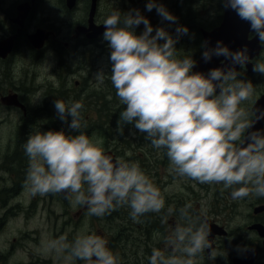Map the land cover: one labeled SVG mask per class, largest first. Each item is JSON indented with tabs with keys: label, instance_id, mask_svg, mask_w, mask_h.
Masks as SVG:
<instances>
[{
	"label": "clouds",
	"instance_id": "1",
	"mask_svg": "<svg viewBox=\"0 0 264 264\" xmlns=\"http://www.w3.org/2000/svg\"><path fill=\"white\" fill-rule=\"evenodd\" d=\"M223 2L250 23L264 44V0ZM153 8L163 20L175 23L176 17L162 4L148 0L146 10ZM103 24V39L111 49L110 80L125 106L117 132L122 134L126 124L134 125L155 149L166 150L169 171L179 177L221 184L232 190L233 200L264 197V132H248L254 120L241 107L255 89L251 81L238 79L234 67L249 61L246 49L231 52L218 41L215 48L203 52L204 60L223 56L233 67L227 71L214 68L205 76L192 72L196 62L191 56H177L176 40L164 28L155 29L153 35V26L138 9L125 14L113 11ZM140 24L144 31L136 35L133 29ZM187 31L177 28L178 33ZM253 71L264 74V62L255 63ZM104 77L102 70L96 73L98 85ZM54 107L59 119L76 134L48 130L28 136L23 146L29 158L25 188L32 196L65 193L71 203L86 207L88 215L96 217L127 206L134 222L164 209L160 189L138 164L114 161L81 131V102L66 105L57 99ZM191 209L190 203L167 209L168 215H178L180 223L164 239L167 251L152 249L149 264H195L211 247L210 226ZM42 248L45 253L66 255L68 260L85 264H118L107 241L95 234L77 235L71 241L60 236L44 242Z\"/></svg>",
	"mask_w": 264,
	"mask_h": 264
},
{
	"label": "flooded vegetation",
	"instance_id": "2",
	"mask_svg": "<svg viewBox=\"0 0 264 264\" xmlns=\"http://www.w3.org/2000/svg\"><path fill=\"white\" fill-rule=\"evenodd\" d=\"M114 1L133 3L135 4L134 10L144 8L146 13L139 11L153 26V35L155 34V29L161 27L175 40L184 38V35H189L190 33H197L200 35L201 44L195 47V50H200V52L202 49L200 29L210 30L217 26L222 19L223 0H221L219 13H217V23H213L209 28L198 26L197 31L183 18L184 12L179 11L176 6H171L175 10V13L171 14L176 17L175 23H172L163 20L156 10L147 11L148 0H0V107L5 112L12 110L20 115L19 121L14 123V128H5L4 132H7V138H0V173L5 174L8 180V184L4 185L0 176V207L2 208L0 215V261L4 262V259L8 258L13 250L14 242L18 239V237L13 235H1L3 233L1 229L10 228L8 224L16 210L13 209V205H8V201L20 191L18 180L22 179L23 175L26 177L25 170L28 168L29 158L26 156L23 147L28 138V129L25 126L29 125L32 129L39 127L46 129V131L63 130L68 135H75L76 133H72L67 124L63 123L57 116L54 101L59 99L64 101L66 105L79 101L83 104L81 116L83 117L82 124L84 127L81 131L89 139L94 134L97 141H105L104 145L109 146L106 138L110 134H100L98 128H104L106 125L117 126L120 112L124 110L125 106L121 104L111 83V72L107 73L108 77L105 74L103 84L96 86L97 81L94 73L97 71V66L93 51L96 48L100 49L102 46H108L107 41L104 40L102 43L99 41L103 40V33L106 30L103 22L112 13ZM173 2L175 3L176 1ZM158 4H162L160 0H158ZM184 8L186 9V6ZM89 26H92L93 29ZM97 26L100 27L99 31L95 29ZM180 26L187 28L186 34L177 32V28ZM143 29L144 25L142 24L134 28L133 31L136 35H140L144 31ZM173 29L175 30L172 31ZM36 31L41 33L39 44L36 41H34V44L29 39L30 34ZM253 34L254 32H249L248 37ZM190 39L191 35L188 36L189 41ZM163 42L160 41V43ZM263 50L264 44H261L259 53L251 59L253 66L259 62ZM190 56L193 57V55ZM19 62L20 65L18 66ZM240 68L241 66L238 70ZM43 72L51 76L47 79L45 78L43 82L38 81ZM253 72L252 70L250 74ZM74 76L80 77L78 80H74L72 84ZM18 83L21 85H17ZM263 93V91H259L252 100L249 108L250 119L255 116L251 107ZM87 109H89L90 113L86 111ZM68 119L70 123L71 117ZM5 120L6 115L0 118V123L1 121L5 122ZM128 128L133 130V134L124 139L127 146L129 145L128 141L139 134L134 125L128 124ZM261 129L264 132V124ZM141 134H139L140 137L142 136ZM108 148L106 147L105 149ZM109 152L114 160L123 159L127 161L128 159L121 158V156L113 154L111 151ZM160 156L163 160H166V163L169 162L165 149H160ZM146 158V156H139V159L145 160ZM22 167L25 169L22 170ZM260 201L262 203L256 202L251 207V214L246 213L245 227L261 238L260 244L261 247H264L263 238L252 227L256 223L264 227V215L261 216L264 214V208L256 212L253 211L257 206H264V200ZM30 207L31 204L28 208ZM172 207L174 209L180 208V206ZM118 209L130 212L127 206ZM84 212H87V208L81 206L78 207L75 214ZM166 212L167 209L164 208L160 213H147L141 219L146 224L149 223L150 217L157 219L162 217L164 220ZM127 217L130 219H127L126 224L137 228V230L134 229V232L141 234L137 235V239L141 240V236L146 237L140 224L134 222L130 214H127ZM200 220L212 227V248L210 247V251L206 249L203 253L204 264H239L242 259V253L248 250H253L252 252H254V257L250 259L249 264H257V246H254L256 249L248 246L242 250H235L236 244H233L230 248H223L219 240L224 238L228 231L217 221L209 220L205 216H201ZM106 224L107 228L113 229L111 221H106ZM220 228L225 233L220 234L222 233ZM154 231L155 233L160 232L155 227ZM120 233L119 229L117 234L120 236ZM111 235L112 233L109 235L110 241L113 238ZM2 241L8 245L1 249ZM248 242L252 243L251 241ZM110 250L112 251V247H110ZM141 251L142 256H137L139 259L149 258L152 248L149 250L142 246ZM113 253L115 254V252ZM122 254L125 256L123 257L124 261L135 255L134 252H123ZM121 262L122 260L118 259V264ZM82 264L85 263L83 262Z\"/></svg>",
	"mask_w": 264,
	"mask_h": 264
},
{
	"label": "rangeland",
	"instance_id": "3",
	"mask_svg": "<svg viewBox=\"0 0 264 264\" xmlns=\"http://www.w3.org/2000/svg\"><path fill=\"white\" fill-rule=\"evenodd\" d=\"M173 1L176 2L174 3ZM160 2L170 13H175V10L171 8L172 5L176 6L181 12H184V6L193 9L196 19L203 24H216L218 21L216 19L221 0H160ZM156 3L158 4V0H156ZM134 6L135 4L128 1L125 3L114 1L112 9L113 11L125 14L134 10ZM139 10L146 13L144 8H140ZM152 11H155V8ZM211 25L201 27L209 28ZM103 41L104 39L99 42L102 43ZM198 44L197 37L191 36L190 41H186V45L177 51V54L182 55L180 58H183L186 54L190 56L189 52L195 49ZM110 52L111 49L108 46H102V48H96L93 51L97 66L96 73L102 70L106 74V77H108L107 73L111 72ZM259 62H264V50ZM17 65L19 66L20 62ZM237 72L239 73L238 79L251 81L255 89L251 100L244 101L241 104V107L250 112L249 108L256 94L259 91L264 92V74L257 72L248 74L242 67ZM50 76V74L43 72L38 81L43 82L45 78L47 79ZM79 77L74 76L71 83L73 84V81L78 80ZM17 85L21 84L18 83ZM96 86H98L97 82ZM86 111L90 113L89 109ZM4 115H6V120L0 123V138L6 139L7 132H4L5 128H14V123L15 121H19L20 115L18 112L12 110L5 112L0 107V118ZM25 127L28 129V136L36 132H46V129L39 127L35 129H32L29 125ZM100 134L107 135L108 133L100 132ZM132 134L133 130L128 128V124H126L124 125L122 134L116 130L115 134L106 138L109 146L104 145L105 141H97L94 134L90 139H93L91 141L98 144L104 152L107 150L111 151L113 154L121 156V158H128L126 162L138 164L155 186L160 189L161 195L165 200V209L172 206H180L181 208L185 204L190 203L192 205L191 212L199 219H201V216H205L209 220L217 221L228 231V234L219 240L223 248H230L233 244H236L235 250H242L248 246H252L253 248L257 246V249L255 248L258 255L256 262L257 264L264 263V247H261V238L257 237L255 232L249 231L245 227L247 220L246 213L251 214V207L256 202L262 203L260 200H264V197L250 196L240 200H233L231 197L232 190L224 189L221 184H200L190 178L179 177L174 172L169 171L170 163H166V160L162 159L160 149H155L144 138L145 134H141L142 136L140 137L139 132L137 137L128 141L129 145L127 146L124 139ZM106 147L109 148L105 149ZM139 156H146L147 158L145 160L139 159ZM24 169L22 167V170ZM25 171L27 172V170ZM0 176L2 177V183L7 185V176L2 172ZM25 178L23 175V178L18 180L20 191L8 201V205H13V209L16 210V213L12 215L9 221L8 227L10 228L6 230L1 229V232H3L1 235H13L18 237V239L13 244L11 254L8 258L4 259V262L0 261V264H82L84 261L68 260L66 255L45 253L42 248L43 243L48 240L65 236L71 241L74 239V236L81 234H95L104 238L107 241V247L109 249L112 247V251L115 252L118 259L122 260L120 264H149L148 258H138L142 256L141 247L143 246L149 250L151 248H158L167 251L164 239L174 229L175 225L180 223L178 215L173 214L171 217L167 212V223L164 222L162 217L158 219L150 217L148 224L144 223L140 218V222L138 223L146 237L141 236V240H138L137 235L141 234L134 232V229L137 230V228L126 224L127 219H130L127 217V214L130 212L117 209L104 217L90 216L88 212L75 214L78 207L81 206L71 203L67 198H62L60 193L32 196L25 188ZM30 204L31 207L28 208ZM1 213L2 208L0 207V215ZM106 221H111L113 229L106 227ZM154 227L160 232L155 233ZM119 229L121 231L120 236L117 234ZM111 233V237L113 236V238L110 241L109 235ZM7 245V243L2 241L1 249ZM123 252H134L135 255L124 261L123 257L125 256L122 254ZM204 260L205 258L202 254L196 258L195 264H204Z\"/></svg>",
	"mask_w": 264,
	"mask_h": 264
},
{
	"label": "water",
	"instance_id": "4",
	"mask_svg": "<svg viewBox=\"0 0 264 264\" xmlns=\"http://www.w3.org/2000/svg\"><path fill=\"white\" fill-rule=\"evenodd\" d=\"M141 25L142 24H140L139 26ZM89 27L92 28V26ZM95 29L99 31L100 27L97 26L95 27ZM174 30L175 29H173L172 31ZM249 32H253L250 27V23L241 20L234 10L230 8H225L223 2L222 19L220 23L210 30H205L202 28L200 29V33L202 37V49H201V53L194 60L196 63L194 68L192 69V72H200L203 73L205 76H207L211 69L221 68L227 71L229 68L233 67L231 61L223 56L217 57L213 55L211 60L207 62L204 60L202 55L203 52L207 49L215 48L217 42L219 41L222 43V46H226L231 52H237L246 49V54L249 57V61L245 64V66H243V68H245V71L248 74H250L253 70L251 59L259 53V50L261 49V44L259 43V38L255 33L251 37H248ZM29 39L31 40V42L34 43V41H36L37 44H39L41 40L40 31H36L30 34ZM234 67L235 70L237 71L240 65H235ZM251 110L255 116L252 118L254 120L253 126L248 130V132L251 131L262 132L261 126L264 124V116H261V114L264 113V93L261 94L255 100V102L251 107ZM256 117H260V118L256 119ZM245 135H247V133ZM105 154L112 157V154L109 151H106ZM60 194L62 195L63 198H66L65 193H60ZM262 208H264V206H257L253 209V211L256 212L257 210H260ZM252 227L253 229L255 228L259 236L263 238L262 242L264 244V227L258 223L253 224ZM220 230L222 232L220 234L225 233L221 228ZM211 238H212V227L210 226V234L208 237L210 243H211ZM211 248L207 250L210 251ZM252 251L251 250L244 251L242 253V259L240 260L239 264H249L250 259L254 257V252Z\"/></svg>",
	"mask_w": 264,
	"mask_h": 264
},
{
	"label": "trees",
	"instance_id": "5",
	"mask_svg": "<svg viewBox=\"0 0 264 264\" xmlns=\"http://www.w3.org/2000/svg\"><path fill=\"white\" fill-rule=\"evenodd\" d=\"M183 18L191 24L192 28L195 31H197L198 26H208V25L212 24V23L203 24L201 21L197 20L196 16H195V11L193 9H190L189 7H187L184 10ZM189 35L196 36L198 39V43H199L198 45H196V47L200 46V35H198L197 33H194V34L190 33ZM189 35H184V38H178L176 40L175 48L177 51L181 50L186 45V41H189L188 40ZM199 52H200V50L192 49L189 53H190V55H193V57H191V58L194 60V58L198 55ZM177 56L180 58L182 55L177 54ZM185 56H189V55L186 54V55H184V57ZM101 129H104V130H101ZM98 131L112 135V134H115V132H116V126H107L106 125L104 128H98Z\"/></svg>",
	"mask_w": 264,
	"mask_h": 264
}]
</instances>
